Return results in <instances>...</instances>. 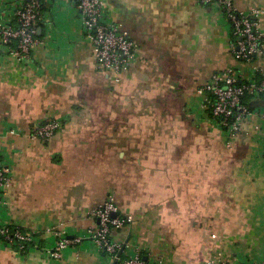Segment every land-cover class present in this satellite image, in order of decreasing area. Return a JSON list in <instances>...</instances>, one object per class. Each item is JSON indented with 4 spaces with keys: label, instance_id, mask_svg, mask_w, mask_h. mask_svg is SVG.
Masks as SVG:
<instances>
[{
    "label": "crops",
    "instance_id": "0c3cea01",
    "mask_svg": "<svg viewBox=\"0 0 264 264\" xmlns=\"http://www.w3.org/2000/svg\"><path fill=\"white\" fill-rule=\"evenodd\" d=\"M16 0H0V19ZM238 11L264 0H232ZM107 15L139 46L119 81L95 67L69 0H43L40 43L20 64L0 43V155L11 167L3 220L38 232L39 249L0 242V264H112L91 241L54 259L57 232L83 235L91 209L112 196L133 221L113 233L123 255L138 249L165 264H206L221 250L229 264L264 259V115L224 132L196 88L229 66L251 73L231 52L224 14L197 0H107ZM264 43V16L260 19ZM255 110L264 97H247ZM48 117L50 141L28 132ZM16 129V134L10 130Z\"/></svg>",
    "mask_w": 264,
    "mask_h": 264
},
{
    "label": "built area",
    "instance_id": "2783aa9c",
    "mask_svg": "<svg viewBox=\"0 0 264 264\" xmlns=\"http://www.w3.org/2000/svg\"><path fill=\"white\" fill-rule=\"evenodd\" d=\"M77 13L84 38L91 44L95 67L108 72L119 81L120 74L128 71L138 60L139 46L122 31L119 25L107 15V0H69ZM204 5H212L226 17L231 30L230 48L236 61L253 64L263 49V33L260 19L263 7H251L248 11H238L232 0H197ZM43 0H16L10 6L9 16L0 19V43L6 51L22 65L32 61V50L40 41L37 28L42 20ZM196 95L202 106L209 111L214 122L224 132V146L233 148L234 139L243 130L245 118L253 113L263 114V110L252 109L244 98L264 97V67L253 65L251 73L244 76L241 69L233 66L212 73L199 85ZM58 117H48L42 124L28 132L31 139L50 141L61 128ZM16 134V129L10 130ZM13 183L11 167L0 155V211L7 207L6 194ZM94 223L83 235L68 237L57 232L58 238L52 247L44 252L54 259H60L62 252L81 243L91 241L102 250L112 264H165L161 257L145 259L138 249L123 255V244L113 238V233L133 221L132 214L118 212L112 196L89 212ZM38 232L25 230L5 221L0 215V242L20 252L39 249ZM206 264H229L225 254L219 250ZM249 264H264V259H255Z\"/></svg>",
    "mask_w": 264,
    "mask_h": 264
},
{
    "label": "trees",
    "instance_id": "16d2710c",
    "mask_svg": "<svg viewBox=\"0 0 264 264\" xmlns=\"http://www.w3.org/2000/svg\"><path fill=\"white\" fill-rule=\"evenodd\" d=\"M41 12H42V6H41ZM246 98H244V101H245Z\"/></svg>",
    "mask_w": 264,
    "mask_h": 264
}]
</instances>
